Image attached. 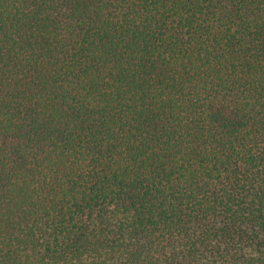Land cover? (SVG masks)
I'll return each mask as SVG.
<instances>
[{"label":"trees","instance_id":"1","mask_svg":"<svg viewBox=\"0 0 264 264\" xmlns=\"http://www.w3.org/2000/svg\"><path fill=\"white\" fill-rule=\"evenodd\" d=\"M0 264H264V0H0Z\"/></svg>","mask_w":264,"mask_h":264}]
</instances>
